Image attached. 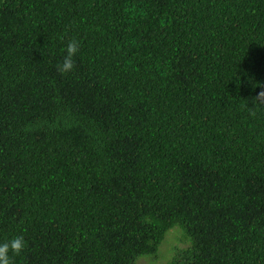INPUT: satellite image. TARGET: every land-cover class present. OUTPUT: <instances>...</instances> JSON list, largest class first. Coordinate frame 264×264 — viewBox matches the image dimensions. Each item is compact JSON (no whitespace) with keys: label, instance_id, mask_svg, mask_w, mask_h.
I'll list each match as a JSON object with an SVG mask.
<instances>
[{"label":"trees","instance_id":"1","mask_svg":"<svg viewBox=\"0 0 264 264\" xmlns=\"http://www.w3.org/2000/svg\"><path fill=\"white\" fill-rule=\"evenodd\" d=\"M176 226L172 264H264V0H0L14 264H137Z\"/></svg>","mask_w":264,"mask_h":264},{"label":"clouds","instance_id":"2","mask_svg":"<svg viewBox=\"0 0 264 264\" xmlns=\"http://www.w3.org/2000/svg\"><path fill=\"white\" fill-rule=\"evenodd\" d=\"M80 42L71 40L67 43L65 55L57 65L60 74H69L75 68V57L80 52ZM26 249V241L23 236H16L0 243V264H14V258L21 256Z\"/></svg>","mask_w":264,"mask_h":264},{"label":"rangeland","instance_id":"3","mask_svg":"<svg viewBox=\"0 0 264 264\" xmlns=\"http://www.w3.org/2000/svg\"><path fill=\"white\" fill-rule=\"evenodd\" d=\"M179 233V234H178ZM186 236V234L184 233ZM190 241L191 239L186 236ZM190 243L182 241V233L178 231V227H174L166 237V240L160 247L156 255H148L140 257L137 264H172L180 255V252L188 249ZM146 260V261H145ZM182 264V263H180Z\"/></svg>","mask_w":264,"mask_h":264}]
</instances>
